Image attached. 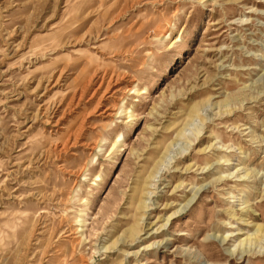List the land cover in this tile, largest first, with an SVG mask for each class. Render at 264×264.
<instances>
[{
    "label": "rangeland",
    "instance_id": "374dc122",
    "mask_svg": "<svg viewBox=\"0 0 264 264\" xmlns=\"http://www.w3.org/2000/svg\"><path fill=\"white\" fill-rule=\"evenodd\" d=\"M0 264H264V0H0Z\"/></svg>",
    "mask_w": 264,
    "mask_h": 264
}]
</instances>
